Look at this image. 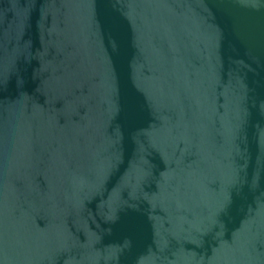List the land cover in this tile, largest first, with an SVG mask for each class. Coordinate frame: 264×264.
Wrapping results in <instances>:
<instances>
[{
    "label": "water",
    "instance_id": "1",
    "mask_svg": "<svg viewBox=\"0 0 264 264\" xmlns=\"http://www.w3.org/2000/svg\"><path fill=\"white\" fill-rule=\"evenodd\" d=\"M0 264H264V0H0Z\"/></svg>",
    "mask_w": 264,
    "mask_h": 264
}]
</instances>
